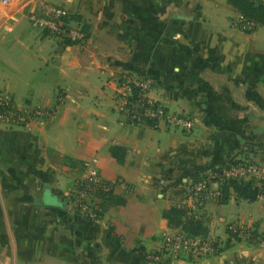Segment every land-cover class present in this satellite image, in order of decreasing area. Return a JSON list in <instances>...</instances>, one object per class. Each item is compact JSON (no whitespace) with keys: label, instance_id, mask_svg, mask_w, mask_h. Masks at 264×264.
Masks as SVG:
<instances>
[{"label":"crops","instance_id":"1","mask_svg":"<svg viewBox=\"0 0 264 264\" xmlns=\"http://www.w3.org/2000/svg\"><path fill=\"white\" fill-rule=\"evenodd\" d=\"M47 5L68 10L85 41L33 27ZM238 16L228 0H0V92L56 108L43 123H0V264H264L227 229L264 232V189L206 205L196 235L216 252L146 258L186 224L172 210L193 179L242 158L264 166V26L242 31ZM123 73L155 77L152 95L193 129L130 123L115 109ZM94 157L103 179L122 182L97 197L95 220L67 204Z\"/></svg>","mask_w":264,"mask_h":264},{"label":"built area","instance_id":"2","mask_svg":"<svg viewBox=\"0 0 264 264\" xmlns=\"http://www.w3.org/2000/svg\"><path fill=\"white\" fill-rule=\"evenodd\" d=\"M69 16L65 8L47 5L43 13H31L29 21L38 30L72 44H81L87 34L82 26L73 22ZM232 25L246 32H253L257 28L255 22L246 20L242 16L234 19ZM156 84V78L150 75L140 77L132 73L121 74L116 85V111L132 124L142 121L162 122L190 132L194 127L193 119L188 115L172 112L162 98L154 97L152 92ZM55 115L56 108L20 107L9 93L0 92L1 124L26 126L31 122L43 123ZM96 164V157L86 162L82 175L74 180L67 195V204L73 212L93 220L100 214L97 197L110 194L117 185L122 184L120 180L103 179ZM222 176L227 179L251 181L257 187L264 189V166L247 158L232 161L223 169H211L191 181L185 197L178 205L188 220L202 221V211L206 205L209 202L219 203L222 197ZM227 229L232 236L252 242L264 251V232H257L242 223H231ZM163 239L162 250L148 253L147 260L158 262L166 252L175 258L184 251L196 256L216 252L215 242L207 236H193L185 231H168Z\"/></svg>","mask_w":264,"mask_h":264},{"label":"trees","instance_id":"3","mask_svg":"<svg viewBox=\"0 0 264 264\" xmlns=\"http://www.w3.org/2000/svg\"><path fill=\"white\" fill-rule=\"evenodd\" d=\"M228 2L238 11L240 16L246 20L255 22L257 26H264V0H228ZM117 149L118 148H114L113 153L115 152L114 150ZM221 179L223 180L221 186L222 197L219 200L221 204L227 203L233 193L238 197L254 200L262 192L261 188L254 185L251 181L227 179L223 176ZM172 211L180 217H184L186 220V224L182 226L183 231L189 235L197 236L196 232L202 228V222L188 220L185 217L184 211L179 207H176Z\"/></svg>","mask_w":264,"mask_h":264},{"label":"rangeland","instance_id":"4","mask_svg":"<svg viewBox=\"0 0 264 264\" xmlns=\"http://www.w3.org/2000/svg\"><path fill=\"white\" fill-rule=\"evenodd\" d=\"M258 27H260V26H257V28ZM256 28V29H257ZM255 31V30H254ZM19 106V105H18ZM27 106V105H26ZM20 107H24V106H20ZM31 107H33V106H31ZM36 108H39V107H36ZM43 109H46V108H43ZM118 112V111H117ZM119 113V112H118ZM120 114V113H119ZM121 115V114H120ZM175 231H183V229H182V226H180L179 228H177Z\"/></svg>","mask_w":264,"mask_h":264}]
</instances>
